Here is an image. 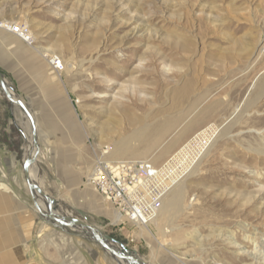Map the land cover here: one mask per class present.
<instances>
[{"label": "rangeland", "instance_id": "obj_1", "mask_svg": "<svg viewBox=\"0 0 264 264\" xmlns=\"http://www.w3.org/2000/svg\"><path fill=\"white\" fill-rule=\"evenodd\" d=\"M0 20L22 22L47 61L61 60L64 71L48 66V76L73 99L90 162L106 147L113 160L162 165L219 128L180 178L177 203L166 210L164 201L150 226L116 223L109 202L100 211L94 198L52 182L62 209L75 208L151 264H264V0H0ZM11 107L0 86V159L14 152L20 169L32 132ZM165 121L162 134H150ZM38 179L46 185L43 172ZM71 233L58 237L57 264H118Z\"/></svg>", "mask_w": 264, "mask_h": 264}, {"label": "crops", "instance_id": "obj_2", "mask_svg": "<svg viewBox=\"0 0 264 264\" xmlns=\"http://www.w3.org/2000/svg\"><path fill=\"white\" fill-rule=\"evenodd\" d=\"M48 66L49 62L34 46L0 28V71L5 76V72L10 73L15 79L17 92L37 123L41 153L36 167L44 173L46 185L38 183L53 197L56 195L52 182L65 183L73 192L94 198L93 206L103 211L107 201L99 202V192L89 188L90 184L83 186L93 161L84 156L82 130L75 119L73 99L49 79ZM52 71L57 72L53 68ZM6 105L8 108L9 102ZM11 106L13 114L20 109ZM6 149V146L0 148ZM23 161L18 169L16 153L9 150L0 159V264H57L58 237L73 230L53 227L37 215ZM22 181H26L27 190ZM28 202L33 203L30 209L26 207ZM27 213H32L33 221L23 218ZM64 240L65 248L69 240ZM65 252L64 257L71 255L68 250Z\"/></svg>", "mask_w": 264, "mask_h": 264}, {"label": "built area", "instance_id": "obj_3", "mask_svg": "<svg viewBox=\"0 0 264 264\" xmlns=\"http://www.w3.org/2000/svg\"><path fill=\"white\" fill-rule=\"evenodd\" d=\"M0 28L34 46L36 42L25 24L0 20ZM50 67L63 72L59 59L48 60ZM105 147L87 172V182L109 202L127 222L148 227L158 218L163 202L175 186L180 172L179 152L162 165L150 160H113Z\"/></svg>", "mask_w": 264, "mask_h": 264}, {"label": "water", "instance_id": "obj_4", "mask_svg": "<svg viewBox=\"0 0 264 264\" xmlns=\"http://www.w3.org/2000/svg\"><path fill=\"white\" fill-rule=\"evenodd\" d=\"M0 86L11 104L19 107L30 122L33 146L24 158L23 169L37 215L45 223L53 227L61 229L70 228L73 230L71 235H77L89 242L98 244L118 264H151L135 250L128 248L124 243L118 241L114 237L105 234L99 227L89 224L84 219L83 215L77 213L75 208H72L71 210L75 212L73 213L74 215L78 214V216L65 212L60 207L62 202L41 187L38 183V177L41 176V171L38 170L36 172V177L33 174V171L36 170L41 153L36 120L27 104L13 91L12 87L7 82L5 75L1 71Z\"/></svg>", "mask_w": 264, "mask_h": 264}, {"label": "bare ground", "instance_id": "obj_5", "mask_svg": "<svg viewBox=\"0 0 264 264\" xmlns=\"http://www.w3.org/2000/svg\"><path fill=\"white\" fill-rule=\"evenodd\" d=\"M3 21V20H2ZM17 23H21L22 22H17ZM29 34L31 35V33L29 32ZM32 36V35H31ZM34 40V39H33ZM35 41V40H34ZM59 72V71H57ZM261 87V86H260ZM264 87V85H263ZM262 87V88H263ZM261 88V89H262ZM264 90V88H263ZM211 110V108H210ZM214 110V109H213ZM198 118V117H197ZM184 119V116H182L180 118V120H177L176 122L173 123V126H177L182 120ZM196 120V119H195ZM171 122H164V125L159 127L158 129L153 130L151 133H155L156 131V135L162 134L165 129L168 127V125ZM172 125V124H171ZM189 126V125H188ZM185 130V129H184ZM147 131V130H145ZM32 132V131H31ZM219 133V128L216 126H210L209 128H207L206 130H204L202 133H199L197 136L194 137V139H192L181 151L180 153L182 154L181 156H179V162H180V172L177 173V181L175 182V186L170 190V192L168 193V195L165 198V202L168 204L166 207H164L166 210H169L170 207L169 206H173L175 203H177L178 198L180 197V193L176 192V188L177 186L181 183L180 178L182 179L183 176L186 175H190V173H192V171L195 168V164L198 163L199 159L204 155V153L208 150V148L210 147V145L213 143L214 139L216 138V135H218ZM33 146V143L29 149V151L31 150ZM151 150V149H150ZM122 149L118 148L115 149L114 152L112 153L113 156L115 158L119 157L121 158V156L124 155V153L121 152ZM150 152V151H149ZM152 152V151H151ZM35 175V174H34ZM164 202V203H165ZM165 205V204H163ZM169 207V208H168ZM66 210V209H65ZM64 210V211H65ZM67 212V211H65ZM123 218L117 213H114V222L119 223L120 221H122Z\"/></svg>", "mask_w": 264, "mask_h": 264}]
</instances>
